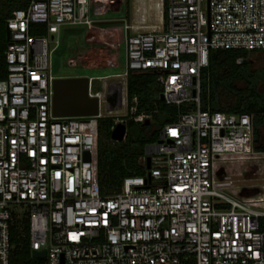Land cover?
Masks as SVG:
<instances>
[{"label": "built area", "instance_id": "2783aa9c", "mask_svg": "<svg viewBox=\"0 0 264 264\" xmlns=\"http://www.w3.org/2000/svg\"><path fill=\"white\" fill-rule=\"evenodd\" d=\"M26 4L7 21L0 80V264H11L13 232L25 229L45 264H264V197L243 196L218 168L255 154L253 117L202 111L200 98L211 52H264V0H167L161 25L122 21L123 36L106 44H125L126 70L88 78L99 115L77 118L53 114L52 55L62 28L101 29L96 18L110 9L93 0ZM130 73L158 76L165 105L192 108L146 148L144 176L103 195L99 120L115 118L114 130L151 119L129 101Z\"/></svg>", "mask_w": 264, "mask_h": 264}, {"label": "trees", "instance_id": "16d2710c", "mask_svg": "<svg viewBox=\"0 0 264 264\" xmlns=\"http://www.w3.org/2000/svg\"><path fill=\"white\" fill-rule=\"evenodd\" d=\"M165 0V9L167 7ZM28 0H0V80L7 76V65L5 53L9 44V33L7 21L12 13L24 9ZM34 34H46L44 29L34 27ZM250 56L244 51H213L210 54L209 67L202 73L201 79V110L210 112H223L226 114H246L253 117L254 121V155L232 158H253L256 153L264 154V148L259 146L260 130L264 125V94H259V76L251 71ZM241 60V63L238 61ZM237 82H246L249 86L247 94H242L236 87ZM225 90L237 97V102L231 105H223L219 92ZM162 87L158 76L151 73H130L128 79V98L131 101L138 100V114L147 113L151 119L146 122H130L142 129L136 143L128 147H111L112 127L115 118L105 117L99 120L98 139V177L103 195L113 194L118 191L125 178L130 176H144L145 166L140 162L144 157V148L155 144L159 140V130H150L155 117H161L162 125L173 123L177 120L179 111L185 112L190 107L167 106L161 101ZM129 139L126 136L125 143ZM228 159V158H227ZM263 167V165H261ZM218 168H222L228 175L235 174L233 163L221 162ZM263 172V171H262ZM239 171L237 175H242ZM11 264H45L42 259L32 256L27 229L25 237L21 236L19 230L12 235Z\"/></svg>", "mask_w": 264, "mask_h": 264}, {"label": "rangeland", "instance_id": "374dc122", "mask_svg": "<svg viewBox=\"0 0 264 264\" xmlns=\"http://www.w3.org/2000/svg\"><path fill=\"white\" fill-rule=\"evenodd\" d=\"M132 0H93V7L108 6L110 12L106 15L98 16L103 22H129L132 20ZM205 1V0H203ZM163 10V8H162ZM164 12V10H163ZM162 12V15H163ZM164 18V15H163ZM162 18V22L163 21ZM150 23L153 19L149 18ZM125 22V23H126ZM124 23H108L101 24V29L87 31L85 27H64L60 35V46L52 55V73L56 78H104L123 74L126 70V46L121 44L120 48L112 49L106 43H112L114 39L121 37ZM105 27V28H104ZM123 36V35H122ZM54 46L51 45V49ZM113 56H117L112 61ZM76 60V66L71 67L69 60ZM251 71L259 76V94H264V52L252 54L250 56ZM97 84V82H96ZM236 87L242 94H247L249 86L246 82H237ZM100 88V87H97ZM220 99L223 105H231L237 102V97L228 93L225 90H220ZM120 119H123L121 117ZM127 135L129 139L127 143H121L111 140V147L114 146H133L136 143L139 135L142 134V129L136 125L130 124L133 120L127 119ZM135 122V121H133ZM138 123V122H135ZM161 117H155L152 121L150 130L158 131L164 127ZM260 143L259 146L264 148V125L259 127ZM152 145V144H151ZM144 155H147L146 148ZM141 162V161H140ZM225 163H233L235 165V174L232 176L242 187L241 194L248 197H264V154L256 153L253 158H228ZM142 163V162H141ZM263 165V167H261ZM239 171H243L242 175H237ZM263 171V172H262ZM147 169L145 167V174ZM227 174L223 169L220 175ZM17 216L22 215L21 209L12 210Z\"/></svg>", "mask_w": 264, "mask_h": 264}, {"label": "water", "instance_id": "95a60500", "mask_svg": "<svg viewBox=\"0 0 264 264\" xmlns=\"http://www.w3.org/2000/svg\"><path fill=\"white\" fill-rule=\"evenodd\" d=\"M53 114L59 118L92 117L99 115V100L89 96V79L85 77L59 78L53 84ZM161 101L164 97L161 95ZM149 124V121L146 122ZM127 128L120 123L111 133L114 142L125 140ZM150 158L147 160V169H150ZM45 252H34L33 258L44 259Z\"/></svg>", "mask_w": 264, "mask_h": 264}, {"label": "bare ground", "instance_id": "6f19581e", "mask_svg": "<svg viewBox=\"0 0 264 264\" xmlns=\"http://www.w3.org/2000/svg\"><path fill=\"white\" fill-rule=\"evenodd\" d=\"M132 20L134 24H138L142 20H147L149 17L153 19L152 25L148 24L149 27L158 26L162 24V0H132Z\"/></svg>", "mask_w": 264, "mask_h": 264}, {"label": "crops", "instance_id": "0c3cea01", "mask_svg": "<svg viewBox=\"0 0 264 264\" xmlns=\"http://www.w3.org/2000/svg\"><path fill=\"white\" fill-rule=\"evenodd\" d=\"M167 2V1H166ZM162 3H163V6H165L164 4H165V0H162ZM131 7H132V3H131ZM93 13H94V10H93ZM164 14V13H163ZM150 19H151V17H149ZM149 18L147 19V20H142L141 22L142 23H145V24H149L150 23V20H149ZM163 20H164V18H163ZM122 22V21H121ZM121 22H103V21H99V23H101V24H108V23H121ZM129 22H131V23H134L133 22V20H130ZM138 23H140V22H138ZM105 28V27H104ZM121 33H122V31H121ZM113 131V130H112Z\"/></svg>", "mask_w": 264, "mask_h": 264}]
</instances>
